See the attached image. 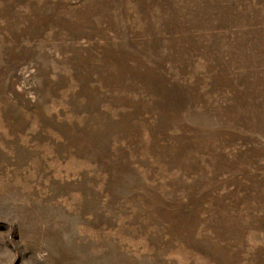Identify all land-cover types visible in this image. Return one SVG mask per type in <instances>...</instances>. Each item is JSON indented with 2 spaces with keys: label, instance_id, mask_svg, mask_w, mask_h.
<instances>
[{
  "label": "rangeland",
  "instance_id": "1",
  "mask_svg": "<svg viewBox=\"0 0 264 264\" xmlns=\"http://www.w3.org/2000/svg\"><path fill=\"white\" fill-rule=\"evenodd\" d=\"M0 264H264V0H0Z\"/></svg>",
  "mask_w": 264,
  "mask_h": 264
}]
</instances>
